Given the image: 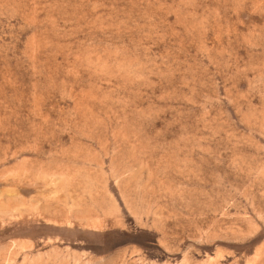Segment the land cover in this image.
I'll return each instance as SVG.
<instances>
[{"label":"rangeland","instance_id":"obj_1","mask_svg":"<svg viewBox=\"0 0 264 264\" xmlns=\"http://www.w3.org/2000/svg\"><path fill=\"white\" fill-rule=\"evenodd\" d=\"M0 264H264V0H0Z\"/></svg>","mask_w":264,"mask_h":264}]
</instances>
